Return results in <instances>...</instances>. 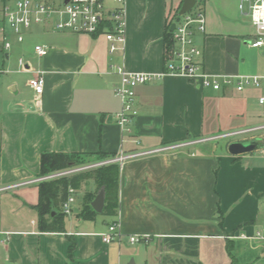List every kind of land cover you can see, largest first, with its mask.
Masks as SVG:
<instances>
[{
    "label": "crops",
    "instance_id": "1",
    "mask_svg": "<svg viewBox=\"0 0 264 264\" xmlns=\"http://www.w3.org/2000/svg\"><path fill=\"white\" fill-rule=\"evenodd\" d=\"M216 1L198 5L206 16L205 31L194 35L202 68L212 75L264 76V48L248 44L253 25ZM183 2L127 0L125 50L114 53L103 35L47 24L34 25L24 42L10 35L12 49L2 63L8 71L0 74V264H231L229 246L239 264H264V241L243 237L264 228V158L252 167L209 147L226 130L261 118L264 80L243 91L215 90L165 75L139 85L130 121L118 122L117 66L161 72L165 31ZM37 44L48 54L39 56ZM20 57L26 71L19 70ZM38 72L45 78L41 95L29 83ZM17 73H24L22 81ZM46 153L128 156L116 161L118 215L78 216L83 195L96 189L90 179L75 189L65 231H42L39 186L56 177L42 175ZM114 221L124 235L149 242H105L102 233Z\"/></svg>",
    "mask_w": 264,
    "mask_h": 264
},
{
    "label": "built area",
    "instance_id": "2",
    "mask_svg": "<svg viewBox=\"0 0 264 264\" xmlns=\"http://www.w3.org/2000/svg\"><path fill=\"white\" fill-rule=\"evenodd\" d=\"M249 17L254 28L253 38L248 44L254 48H264V0H249ZM39 24L51 25L57 31H72L93 36L103 35L109 42L111 53L125 50L127 40V0H18L15 3H4L0 15V74L7 72L2 66L3 61L12 49L10 35H14L18 42H24L27 32ZM205 31L206 16L202 9L194 6L189 12L175 20L173 36L175 46L167 53L164 69L161 72H131L124 67L117 66L120 83L115 87V94L121 100V111L118 114V122L124 126L131 119L134 112V99L139 85L160 79L165 75H179L199 81L204 87L211 86L215 90L224 87H232L243 91L247 87H260L264 80L261 75H212L202 68V50L195 42V30ZM35 52L39 56H45L49 48L42 44L35 46ZM20 71L27 70L26 60L18 59ZM30 85L37 95H41L45 89L43 72H38L31 80ZM261 106L262 121L252 127L230 132L219 136L229 138L236 135L251 134L244 140L258 139L264 149V93L258 97ZM256 132H262L256 135ZM254 134V135H253ZM241 140V141H244ZM236 141V140H234ZM238 141V140H237ZM128 156L108 162L123 161ZM85 169V168H84ZM78 170H65L54 173V176L68 174ZM75 189L69 188V196L63 203V211L66 214L72 212L75 203ZM103 240L111 243L121 241L126 237L132 245L141 242H149L148 236L137 234L124 235L118 222L108 225L107 231L102 233ZM244 238L264 241V228L253 235H244Z\"/></svg>",
    "mask_w": 264,
    "mask_h": 264
},
{
    "label": "trees",
    "instance_id": "3",
    "mask_svg": "<svg viewBox=\"0 0 264 264\" xmlns=\"http://www.w3.org/2000/svg\"><path fill=\"white\" fill-rule=\"evenodd\" d=\"M7 3L10 0H3ZM197 6V4H196ZM180 9L174 15L173 20L180 17ZM169 23L165 31V58L167 53L175 46L173 31ZM92 153H46L42 156V175L54 174L68 169L93 164L99 160H91ZM102 159L107 156L102 154ZM120 164L108 162L102 166L89 170H78L63 174L40 183V200L36 206L39 213V228L42 231H65L66 213L63 211V203L69 196V188L79 189L84 181L92 179L96 184L95 191H87L82 197L81 208L78 216L82 219L95 220L100 214L94 210L91 203L101 188L105 189V207L102 215L116 217L119 213L120 202ZM115 222V221H114ZM113 223V222H112ZM74 249V243L70 247V254ZM231 264H239L233 254L232 247H228Z\"/></svg>",
    "mask_w": 264,
    "mask_h": 264
},
{
    "label": "rangeland",
    "instance_id": "4",
    "mask_svg": "<svg viewBox=\"0 0 264 264\" xmlns=\"http://www.w3.org/2000/svg\"><path fill=\"white\" fill-rule=\"evenodd\" d=\"M17 1L18 0H10V3H15ZM216 2L220 3L221 0L216 1ZM224 3H225L224 5H225L226 10L231 12V14H233L234 17H237L239 19L244 18L246 21H248L247 22L248 25L252 24L250 17L248 15L250 12V4H251V2L249 0H224ZM199 4H200V0H198L196 7H198ZM3 6H4V1L0 0V15L2 14ZM17 74H18L17 79L19 81H22V79L24 78V76H23L24 73H17ZM247 88H253V87L249 86ZM260 117H261V114H260ZM261 121H262L261 118L258 119L256 121L255 125L259 124ZM255 125H252V126H255ZM252 126H235L231 129L226 130L223 133L226 134V133H230V132H236V131L243 130V129H246V128H249ZM255 134L261 135L262 132H256ZM250 136H251V134L250 135L249 134H247V135H236V136L229 137V138L221 137L220 139L215 140L212 143H210L209 147H211L214 151L221 153V155H229V156L237 157L236 155H233L229 152V150H228L229 143L231 141H234V140H244L245 138H248ZM238 156L242 157L241 161L244 162V164H246V162H248L249 166H252V167L254 165L257 166L258 164L262 163V160L264 158V149L260 148L254 152H249V153L241 154ZM101 157L96 158V159H93V157H92L91 160H99L98 162H95L93 164L84 165V166H80V167L68 169V170H89L91 168H96L97 166H102V165L106 164L108 160L102 159ZM262 211H264V203L262 204ZM76 214H77V212L75 211L74 215H76ZM69 217H71V216L66 215L65 219H69Z\"/></svg>",
    "mask_w": 264,
    "mask_h": 264
},
{
    "label": "water",
    "instance_id": "5",
    "mask_svg": "<svg viewBox=\"0 0 264 264\" xmlns=\"http://www.w3.org/2000/svg\"><path fill=\"white\" fill-rule=\"evenodd\" d=\"M196 5V0H184L182 7L180 9L179 14L184 15L187 12H189L191 9L194 8ZM175 23L171 27V31L174 30ZM261 148V145L259 143L258 139H251V140H236L231 141L228 145V150L233 155H241L249 152H254ZM94 210L98 213H102L105 207V189L101 188L94 200L91 203Z\"/></svg>",
    "mask_w": 264,
    "mask_h": 264
},
{
    "label": "flooded vegetation",
    "instance_id": "6",
    "mask_svg": "<svg viewBox=\"0 0 264 264\" xmlns=\"http://www.w3.org/2000/svg\"><path fill=\"white\" fill-rule=\"evenodd\" d=\"M260 143V145L262 146L263 145V143L262 142H259Z\"/></svg>",
    "mask_w": 264,
    "mask_h": 264
}]
</instances>
